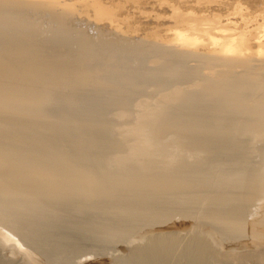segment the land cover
<instances>
[{
  "label": "bare ground",
  "instance_id": "obj_1",
  "mask_svg": "<svg viewBox=\"0 0 264 264\" xmlns=\"http://www.w3.org/2000/svg\"><path fill=\"white\" fill-rule=\"evenodd\" d=\"M44 1L0 0V221L55 264L175 216L242 236L264 190L260 66L232 44L200 57L154 38L145 50L74 37L66 0H48L59 25L42 33L22 9ZM78 1L119 22V4ZM176 240L152 238L135 264H174Z\"/></svg>",
  "mask_w": 264,
  "mask_h": 264
},
{
  "label": "rangeland",
  "instance_id": "obj_2",
  "mask_svg": "<svg viewBox=\"0 0 264 264\" xmlns=\"http://www.w3.org/2000/svg\"><path fill=\"white\" fill-rule=\"evenodd\" d=\"M103 1L119 4V22L101 21L95 17L93 9L81 1L66 0L73 4L74 12L65 16L64 23L74 37L83 34L93 42L111 45L126 41L131 48L141 45L145 50L151 48L154 38L165 48L173 50L175 47L178 52L193 51L200 57L232 44L238 46L241 54L253 66H260L264 73V0ZM50 5L51 2L46 0L38 7H23V20L42 33L55 30L59 24L52 19ZM61 8L57 7L54 13L61 14L64 11ZM238 69L242 71V68ZM260 145L264 148V142L259 144L262 148ZM259 159L262 160V157L254 159L257 168L263 165ZM252 198V204L245 210L244 233L239 238L228 235L223 239L206 224L199 225L202 223L191 218L175 216L165 224L158 223L160 225L135 231L128 242H119L113 250L99 254L74 253L68 261L72 264H135L139 248L148 249L152 238L174 236L178 239L176 244L180 242V247L175 245L174 257L178 260L174 259V264H194V261L195 264H264V190L257 191ZM194 227L203 239L192 245L190 239H193L191 230ZM11 229L0 223V264H55L41 249L28 242L17 230ZM206 237L208 240H205ZM182 245L188 246L186 249L190 251ZM178 247L181 254L175 251ZM196 249L201 250L200 257L192 259L189 254ZM141 259L145 260L144 257Z\"/></svg>",
  "mask_w": 264,
  "mask_h": 264
}]
</instances>
